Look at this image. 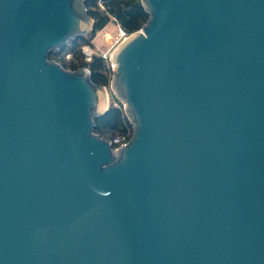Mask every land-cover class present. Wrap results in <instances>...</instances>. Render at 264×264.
<instances>
[{
	"label": "water",
	"instance_id": "obj_1",
	"mask_svg": "<svg viewBox=\"0 0 264 264\" xmlns=\"http://www.w3.org/2000/svg\"><path fill=\"white\" fill-rule=\"evenodd\" d=\"M76 1L0 0V264H264V0H142L117 152L106 89L48 59Z\"/></svg>",
	"mask_w": 264,
	"mask_h": 264
},
{
	"label": "trees",
	"instance_id": "obj_2",
	"mask_svg": "<svg viewBox=\"0 0 264 264\" xmlns=\"http://www.w3.org/2000/svg\"><path fill=\"white\" fill-rule=\"evenodd\" d=\"M85 9L87 15L94 21L93 31L87 36L79 37L64 49L51 52L48 59L72 72L88 69L94 84L110 88L113 79L110 62L97 53L91 62H87L82 47L86 45L93 47L92 41L97 33L112 22L119 25L128 35L137 33L147 23L149 14L142 0H87ZM68 54H71L69 60L66 59ZM115 101L119 105L114 102L104 115L95 119L94 133L108 141L118 137L130 140L134 134L133 124L120 103Z\"/></svg>",
	"mask_w": 264,
	"mask_h": 264
},
{
	"label": "rangeland",
	"instance_id": "obj_3",
	"mask_svg": "<svg viewBox=\"0 0 264 264\" xmlns=\"http://www.w3.org/2000/svg\"><path fill=\"white\" fill-rule=\"evenodd\" d=\"M76 9L78 11H80V13L82 14H86L85 12V0H77L76 1ZM120 29H122L119 25L115 24V23H110L103 31L97 33L95 39L92 41L93 47L86 45V47L88 46L89 48H91L94 53H97L98 55L104 57H107V61L110 62V57H112V54L114 53V51L123 43V38L121 37V31ZM112 30V31H110ZM90 34V33H89ZM89 34H86L84 36H87ZM83 52V51H82ZM67 59V57H66ZM69 60V59H67ZM113 71V70H112ZM105 91V95H106V102H107V106L110 107L114 102L116 103L115 100H117L120 105L123 107L126 115L129 118V115L127 113L126 107H125V103L117 96L114 88H113V79L111 82V86L110 88H106ZM116 105H119L116 103ZM106 106V107H107Z\"/></svg>",
	"mask_w": 264,
	"mask_h": 264
},
{
	"label": "built area",
	"instance_id": "obj_4",
	"mask_svg": "<svg viewBox=\"0 0 264 264\" xmlns=\"http://www.w3.org/2000/svg\"><path fill=\"white\" fill-rule=\"evenodd\" d=\"M120 31H121V37L123 38L124 41L126 39H128V37H130V35H128L123 29H120ZM82 51H83V53H84V55L86 57V61L87 62H91L92 58H93V56L95 54L94 51L91 48H89L88 46L87 47L86 46L82 47ZM70 58H71V54H68L67 55V59H70ZM103 58L107 60L106 56H104ZM110 58H112V57H110ZM110 65H111V69L114 70L115 69V65H114V63H113V61L111 59H110ZM86 70H88V69H86ZM130 140L126 139L125 137H118V138L114 139L113 141H109V142L112 143L114 151L117 152L122 147H125L129 143Z\"/></svg>",
	"mask_w": 264,
	"mask_h": 264
},
{
	"label": "bare ground",
	"instance_id": "obj_5",
	"mask_svg": "<svg viewBox=\"0 0 264 264\" xmlns=\"http://www.w3.org/2000/svg\"><path fill=\"white\" fill-rule=\"evenodd\" d=\"M125 41H126V40H125ZM106 106H107V102H106V104H105V107H104V109H106V108H107Z\"/></svg>",
	"mask_w": 264,
	"mask_h": 264
},
{
	"label": "crops",
	"instance_id": "obj_6",
	"mask_svg": "<svg viewBox=\"0 0 264 264\" xmlns=\"http://www.w3.org/2000/svg\"><path fill=\"white\" fill-rule=\"evenodd\" d=\"M110 31H112V30H110Z\"/></svg>",
	"mask_w": 264,
	"mask_h": 264
}]
</instances>
